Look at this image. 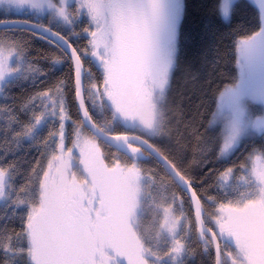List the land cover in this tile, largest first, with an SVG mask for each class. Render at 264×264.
I'll return each mask as SVG.
<instances>
[{
  "label": "snow or ice",
  "instance_id": "snow-or-ice-1",
  "mask_svg": "<svg viewBox=\"0 0 264 264\" xmlns=\"http://www.w3.org/2000/svg\"><path fill=\"white\" fill-rule=\"evenodd\" d=\"M192 7L0 0V264H264V0Z\"/></svg>",
  "mask_w": 264,
  "mask_h": 264
},
{
  "label": "trees",
  "instance_id": "trees-1",
  "mask_svg": "<svg viewBox=\"0 0 264 264\" xmlns=\"http://www.w3.org/2000/svg\"><path fill=\"white\" fill-rule=\"evenodd\" d=\"M192 4L190 25H189V35L190 39L186 45V59L188 61V70L190 73L195 76L202 72H205L206 69L199 57V48L200 44L198 42V37H196V32L199 31V20L200 16L196 10L195 5L199 3V0H190ZM182 82V79H181Z\"/></svg>",
  "mask_w": 264,
  "mask_h": 264
}]
</instances>
